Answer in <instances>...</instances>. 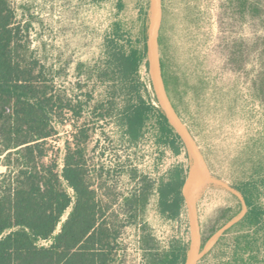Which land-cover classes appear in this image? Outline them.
<instances>
[{
	"label": "rangeland",
	"instance_id": "1",
	"mask_svg": "<svg viewBox=\"0 0 264 264\" xmlns=\"http://www.w3.org/2000/svg\"><path fill=\"white\" fill-rule=\"evenodd\" d=\"M8 3L15 23L26 27L28 50L43 66L46 77L52 78L64 97L72 103L79 100L85 107L81 117L66 112L62 123H54L57 133L46 141L48 155L44 160H54L60 170L75 127L86 125L92 130L85 160L95 185L103 183L98 194L125 196L144 177L153 183L141 214L143 224L139 220L122 229L114 264H148L151 253L163 254L177 245L187 246L189 251L187 205L179 218L164 217L158 210L156 186L174 165H181L190 175L194 159L184 143L176 154L159 141L153 115L137 143L123 141L119 122L129 99L127 85L113 83L105 75L111 40L125 48L132 44L142 49L145 44L146 56L138 72L140 92L163 110L147 53L153 22L150 0ZM160 3L156 51L166 93L209 173L208 180L192 195L200 232L196 264H264V0ZM100 112L109 114L97 120ZM2 161L3 154L0 180L6 171ZM101 167L103 178L93 171ZM238 187L246 190L262 211L256 225L239 224L247 207ZM117 209L118 204H114L108 214Z\"/></svg>",
	"mask_w": 264,
	"mask_h": 264
},
{
	"label": "trees",
	"instance_id": "2",
	"mask_svg": "<svg viewBox=\"0 0 264 264\" xmlns=\"http://www.w3.org/2000/svg\"><path fill=\"white\" fill-rule=\"evenodd\" d=\"M26 30L15 23L8 0H0V155L6 167L0 180V264H114L121 231L142 221L153 183L144 177L125 196L98 194L97 188L103 183L95 185L85 160L92 130L86 125L75 127L60 170L54 160H44L48 155L46 141L57 133L54 123H62L66 112L81 117L85 107L79 100L72 103L71 98L64 97L52 78L46 77L43 66L28 50ZM108 47L106 78L113 83L124 82L125 94L129 95L120 113L121 139L137 143L153 115L159 141L179 153L183 142L164 111L140 92L138 72L146 45L142 49L132 44L125 48L111 40ZM108 114L100 112L96 118L102 120ZM93 171L103 178L102 167ZM186 177L187 171L174 165L159 180L157 206L164 217L177 219L181 215L186 204L181 191ZM237 190L247 207L239 224L256 225L262 218L261 209L246 190ZM114 204L118 209L109 215ZM41 241L50 242L44 245ZM187 251V246H173L163 254L151 253L147 262L184 264Z\"/></svg>",
	"mask_w": 264,
	"mask_h": 264
},
{
	"label": "water",
	"instance_id": "3",
	"mask_svg": "<svg viewBox=\"0 0 264 264\" xmlns=\"http://www.w3.org/2000/svg\"><path fill=\"white\" fill-rule=\"evenodd\" d=\"M150 2L153 9V22L148 32L147 53L152 83L169 124L174 128L175 132L185 144L194 159L193 169L195 170V175L193 177L187 175L181 191L187 205L191 226V243L185 264H196L197 253L200 247V232L196 208L192 195L194 189L198 185L208 180L209 173L202 155L195 145L190 132L178 118L166 93L161 73V65L156 51L157 34L161 21V3L160 0H150Z\"/></svg>",
	"mask_w": 264,
	"mask_h": 264
},
{
	"label": "bare ground",
	"instance_id": "4",
	"mask_svg": "<svg viewBox=\"0 0 264 264\" xmlns=\"http://www.w3.org/2000/svg\"><path fill=\"white\" fill-rule=\"evenodd\" d=\"M195 175V170L193 169V172L192 173H190V175L189 176H194Z\"/></svg>",
	"mask_w": 264,
	"mask_h": 264
}]
</instances>
